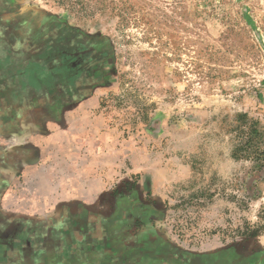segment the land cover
<instances>
[{
	"label": "rangeland",
	"instance_id": "1",
	"mask_svg": "<svg viewBox=\"0 0 264 264\" xmlns=\"http://www.w3.org/2000/svg\"><path fill=\"white\" fill-rule=\"evenodd\" d=\"M4 13L41 20L33 35L17 25L22 47L75 55L68 77L99 97L124 156L162 174V209L134 216L168 264H264V0H13Z\"/></svg>",
	"mask_w": 264,
	"mask_h": 264
},
{
	"label": "crops",
	"instance_id": "2",
	"mask_svg": "<svg viewBox=\"0 0 264 264\" xmlns=\"http://www.w3.org/2000/svg\"><path fill=\"white\" fill-rule=\"evenodd\" d=\"M3 19L0 230L41 227L36 235L46 240H26L23 249L1 246L0 264H168L159 230L134 216L162 209V174L124 156L93 89L40 84L32 62L16 56L11 31L5 33L17 20Z\"/></svg>",
	"mask_w": 264,
	"mask_h": 264
},
{
	"label": "flooded vegetation",
	"instance_id": "3",
	"mask_svg": "<svg viewBox=\"0 0 264 264\" xmlns=\"http://www.w3.org/2000/svg\"><path fill=\"white\" fill-rule=\"evenodd\" d=\"M12 1L11 0H0V15L4 16L5 19H7L8 17L5 16L4 12L8 8L11 7ZM14 5H16V4H14ZM5 19H3V20H5ZM28 21H30V22L28 23ZM40 21L38 18H30L28 20H25L24 22H18L17 21L18 23L16 25H7L6 26L7 28H5V30H6L5 33L10 34V31H11L10 35H12L15 39V43L17 46V47H15L16 51H17L16 56L20 57V55H21L24 59H29L32 62L34 68H36L35 70H36L37 74L40 76L39 77L40 84H53V83L60 82L62 84H72L73 86L76 85L77 82L75 83V80H72L71 78L68 77V75L71 74V72H75V70H76L74 67V62L77 61L75 59V55H73L70 52L69 53L65 52V50H63L60 53L58 52L57 55L55 53H52L50 56L49 55L50 51L48 49H44V50H42V49H37V50H31L30 49V50H28L27 49L26 50L25 48L22 47L23 46L22 42H26V41H28V39H27V37L24 36L23 29L18 28L17 25H20V24L25 25L26 24L25 27L28 26L27 31H28V33H30L29 35H33V34H36L37 31L40 30V28H39V26L41 24ZM43 22H46V24H47V21L43 20ZM52 26H54V23L52 24ZM9 28H11V30H9ZM52 28H54V27H52ZM65 36L66 35H64L61 38V40H63V38ZM53 39H54V36L51 38H48V41L53 40ZM50 45L52 46L53 49L57 48L55 51H57L60 48V45L58 42L57 43L51 42ZM19 51H21L22 53L18 54ZM38 54H42V56H43L42 59L39 58ZM54 54H55V56H54ZM49 57H50V60H49ZM55 59L60 61V64L57 67L54 66V61H56ZM82 72L85 73V71H82ZM37 84H39V82H37ZM83 84H86V83L84 82ZM85 87L86 86H84V88ZM20 229H22V230H20ZM37 229H39V231L42 230L41 227L37 228ZM37 229L31 228L30 226H23L22 227L20 225L13 226V225L8 224L7 227H4L3 230H0V240L5 239V240H11V241L0 242V247L3 246L4 248H11V245L14 242L15 246H18V248L20 247V249L21 248L23 249L25 247V245H27L26 240H46L45 236L44 237H41V236L37 237V235H36L38 233Z\"/></svg>",
	"mask_w": 264,
	"mask_h": 264
}]
</instances>
